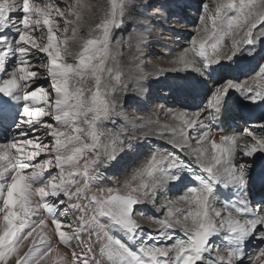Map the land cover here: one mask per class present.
I'll list each match as a JSON object with an SVG mask.
<instances>
[{
    "label": "snow or ice",
    "instance_id": "snow-or-ice-1",
    "mask_svg": "<svg viewBox=\"0 0 264 264\" xmlns=\"http://www.w3.org/2000/svg\"><path fill=\"white\" fill-rule=\"evenodd\" d=\"M149 7L0 0V264H264V246L248 250L251 241L264 242V171H252L264 153V115L218 141L208 129L234 92L264 104V63L255 87L222 63H238L245 47L249 55L256 45L264 49V0H204L196 36L171 60L178 65L171 71L204 78L202 107L169 110L177 128L161 125L141 140L155 135L170 148L155 147L122 184L92 191L126 154L120 49L135 42L139 50L147 23L140 10ZM94 8L100 19L81 35ZM173 87L188 92L192 82L178 76ZM241 155L254 159L241 162ZM176 184L182 194L159 202L161 190ZM140 218L155 229L145 233ZM58 245L72 249L70 261Z\"/></svg>",
    "mask_w": 264,
    "mask_h": 264
},
{
    "label": "rangeland",
    "instance_id": "rangeland-1",
    "mask_svg": "<svg viewBox=\"0 0 264 264\" xmlns=\"http://www.w3.org/2000/svg\"><path fill=\"white\" fill-rule=\"evenodd\" d=\"M57 2L64 7L67 3H70L71 0H57ZM90 2L93 4H102L106 7V0H90ZM140 2H146L152 5V7H149L146 10H140L142 16L147 20L146 24L140 26V32L144 38L143 42L140 44L139 50L136 49L135 42L131 49L126 45L122 46L120 49L122 55L119 57V67L124 73V82L128 86L126 91H122L119 94L124 100L121 107L123 108L125 115L129 118L128 120L121 118L119 121L121 125H124L122 137L125 140L124 147L126 154L121 156L118 164L104 171V176L102 178L103 182L94 185L92 191H95L98 187L115 186L116 182L122 184L124 179H126L131 173L132 169L138 166L155 147L159 146L164 149L170 148V145L167 144L166 140L158 139L155 135H151L147 139L141 140L143 133L149 131H152L153 133L157 132L160 127L157 128L156 126H161L160 124L162 122L166 123L165 120H168L166 124H170L171 128H177L178 124L176 123L179 122L173 120L170 121V115L162 114L163 112L158 113L157 110L159 108L162 110V107H168L172 112L184 110L191 113L192 111L197 110L198 107H202L204 86L200 81L204 78L197 76L195 72L191 71L184 74L182 72L178 73L176 71H171V69L178 67L171 63V60L184 48L189 47L191 39L196 36L197 28L198 26H201V4L204 0H140ZM159 6H163V14L154 16L153 13L155 7ZM175 6H177V8H175ZM173 18H175L174 22L171 21ZM99 19L100 12L98 9L94 8L91 14L85 16V24L82 28L81 35H85L88 32L89 27L94 26ZM171 26H173V28ZM145 28H147V31H145ZM129 30L130 26L129 28H126L123 33L117 32L116 35L126 36ZM203 35L204 33H201V36ZM229 49L230 41L226 42V46L222 52H229ZM235 60L238 63L230 61H222V63L230 65L231 67H239L245 63H248L247 65L250 66L252 64L253 66H251L250 71L245 75L237 76L236 71H234L235 73H232V75L242 82L247 81L248 84H253L252 77L255 75L256 71L259 70L258 65L264 63V51L260 49V45H256L252 51V55H249L248 49L245 47L243 54H238ZM213 67L217 66L213 65ZM158 68L165 69L163 74H157L156 70ZM178 76H186L191 80L192 89L190 92L198 90L195 93L193 92L197 99L196 107L191 105L188 100H185V97L181 100H177L176 103L172 99L176 95L180 96V92H177L173 87L174 78ZM40 82L47 83V81L43 80ZM208 86L211 87L210 82ZM253 87H255L254 84ZM139 96H143L142 100H138ZM169 100L171 102H169ZM181 102L184 105H182ZM256 104L261 105L259 102ZM256 104L245 101L239 93H234L228 102L227 109L225 110L226 114L228 113L227 120L233 121L234 126H231V123L228 124L226 121L222 124L223 126L225 125L223 128L226 130L229 129L228 131L231 129L240 132L241 130L239 127L241 126L239 125L241 124L245 125V127L252 128L261 123L258 119L261 115L258 117L255 115L257 118L252 121H248L245 116V118H237L231 115V112L238 111L241 107H243L241 108L243 112L246 110L244 107H248L251 110ZM262 106H264V104H262L261 107ZM148 112L152 114L155 113L156 115V118H154L153 121L150 120L155 124L154 127L152 126L153 128L150 127V124L148 123L149 121L146 120L144 116V114ZM262 115H264V113ZM129 120L140 125L141 132L140 134H137L139 135L138 137L133 133H128L125 125ZM214 125L215 122H208V128L214 127ZM222 131L224 132V130ZM166 136H168V133H166ZM193 147H196L194 143ZM180 155L186 162L189 161L190 158L187 152L180 153ZM245 158L254 159L252 157ZM259 161V158L255 157V165L252 169L255 174L256 172L259 174L261 171H264V163ZM193 167L195 166L193 165ZM253 191L256 198L259 199L261 189L259 188L255 190L254 188ZM182 192L183 186L181 184H176L172 191L168 188L162 189L159 195V202L163 203L168 199L175 200L178 195L182 194ZM138 207L145 208L149 216H163V212H157L151 205H141ZM139 222L143 226L145 233L154 230L156 227L151 224L148 219L140 218ZM177 235H181L179 230H177ZM253 242L254 240L250 242L252 244L251 246H254ZM24 250H27L26 247Z\"/></svg>",
    "mask_w": 264,
    "mask_h": 264
},
{
    "label": "bare ground",
    "instance_id": "bare-ground-1",
    "mask_svg": "<svg viewBox=\"0 0 264 264\" xmlns=\"http://www.w3.org/2000/svg\"><path fill=\"white\" fill-rule=\"evenodd\" d=\"M175 5H177V4H175ZM175 8H177V6H175ZM174 19L175 18H173V19H171V21L172 22H174ZM169 24H171V23H169ZM168 24V25H169ZM172 28H173V26H171ZM176 27V26H175ZM169 28H170V26H169ZM185 30V29H184ZM175 41V40H174ZM260 49L262 50V51H264V49H262L261 47H260ZM260 53V52H259ZM262 53V52H261ZM259 55V54H258ZM132 60V59H131ZM248 64V63H247ZM246 63L245 64H242L241 66H239V67H232L235 71H236V74H237V76H243V74L245 75L248 71H250V69H251V66H253L252 64H251V66L250 65H247ZM176 65V64H175ZM178 66V65H177ZM183 74L185 73V72H182ZM233 73H235V72H233ZM209 87V86H208ZM198 90H196L195 92H197ZM194 91H192V92H190V91H188V92H184V93H179L180 94V96L179 95H176V96H174V98H177V99H174V98H172L173 100H174V102L176 103L177 102V100H181V99H183L184 97L186 98L185 100H188L189 101V103L191 104V105H193L194 107H196V105H197V103H196V98H195V95H194V93H193ZM142 98H143V96H139V99L138 100H142ZM124 101V100H123ZM169 102H171L170 100H169ZM168 102V103H169ZM198 102V101H197ZM181 104L182 105H184L182 102H181ZM261 106V105H260ZM163 109L161 110L160 108L157 110L158 111V113L159 112H163L162 114H166V115H168L169 116V114H168V112H169V110L170 109H168V107H162ZM241 108H243V107H241ZM241 108H239V110L238 111H234V112H231V115L232 116H235V117H237V118H245L244 116H243V114H242V112H243V110L241 109ZM160 113V114H161ZM228 114V113H227ZM227 114H226V112L224 111L223 112V114H222V116L220 117V118H218V120L217 121H214L215 122V125H214V127H210V128H208L213 134H214V136H215V138L217 139V141L219 140V137H220V135H232V134H236V133H242V130L245 128V125H243V124H241V125H239V126H241V127H239V129L241 130L240 132H237L236 130H231L230 129V131H228V130H226L225 128H223L224 126L222 125L223 123H225L226 121L228 122V124H230L231 123V126H234V124H233V121H231V120H227V118H228V116H227ZM155 115V113H150V112H148V113H145L144 114V116H145V118H146V120H148L149 122V124H150V127L151 128H153L154 127V125L155 124H153L152 123V121L154 120V118H156V115ZM230 115V116H231ZM256 116H258V114L256 115ZM158 118V117H157ZM165 118V117H164ZM170 118V121L171 120H173V121H175V122H177L176 120H174L171 116L169 117ZM247 118V117H246ZM150 120H152V121H150ZM167 121L168 120H165V122L167 123ZM166 123H164V122H162L160 125H167ZM176 124H178V123H176ZM227 124V125H228ZM233 124V125H232ZM153 126V127H152ZM168 126H169V128H171V126H170V124H168ZM230 126V127H231ZM125 127H126V129H127V131H128V133L129 134H135L136 135V137H138L139 135H137L138 133L140 134V129H141V127H140V125L138 124V123H134L133 121H130L129 120V122L128 123H126V125H125ZM157 128H159L160 126H156ZM253 128V127H252ZM256 129V131L258 132L259 131V129L258 128H255ZM222 130H224V132L222 131ZM237 130H238V128H237ZM227 133H226V132ZM168 135H170L169 133H168ZM141 136V135H140ZM250 138H245V139H242V140H240L239 142L240 143H246V142H248V140H249ZM209 148H210V146H209ZM256 157H258L259 158V162H263L264 163V155H263V153H258L257 155H256ZM238 159H240V161L241 162H245V161H252V159H249V158H245V157H243L242 155L240 156V157H238ZM262 165V164H261ZM256 174H257V172H256ZM174 187H175V185L174 186H171L170 187V189H171V191L174 189ZM260 187H259V185H257L256 187H255V190H257V189H259ZM171 193V192H170ZM257 199V198H256ZM69 219H71V217H69ZM86 238V237H85ZM73 244L75 245V242H73ZM253 244H254V246H251L252 244L250 243L249 244V246H248V250H251V249H254V248H258V247H260V246H264V242H261L260 240H254V242H253ZM59 246V248H60V250L62 251V252H64V253H66L67 254V258L69 259V261H70V259H71V253H72V249L71 248H66V247H64V246H61V245H58ZM70 252V253H69ZM245 264H247V261L245 262Z\"/></svg>",
    "mask_w": 264,
    "mask_h": 264
},
{
    "label": "water",
    "instance_id": "water-1",
    "mask_svg": "<svg viewBox=\"0 0 264 264\" xmlns=\"http://www.w3.org/2000/svg\"><path fill=\"white\" fill-rule=\"evenodd\" d=\"M234 93H232V95H233Z\"/></svg>",
    "mask_w": 264,
    "mask_h": 264
}]
</instances>
